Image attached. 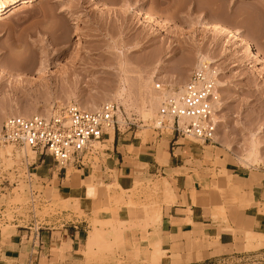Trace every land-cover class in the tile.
I'll use <instances>...</instances> for the list:
<instances>
[{
  "label": "rangeland",
  "instance_id": "obj_1",
  "mask_svg": "<svg viewBox=\"0 0 264 264\" xmlns=\"http://www.w3.org/2000/svg\"><path fill=\"white\" fill-rule=\"evenodd\" d=\"M8 1L14 0H0V5ZM140 5L161 21L163 29L144 22L136 12L125 15L120 8L137 10ZM216 22L245 32L264 55V0H36L1 18L0 69L7 75L0 76V128L12 111L32 116L34 111L51 108L52 114L70 104L96 110L113 103L119 108L120 131L115 132L122 142L138 146L130 147L135 157L130 177L108 167V140L88 153L86 167L79 169L90 171L98 185V198L84 201L89 210L79 199L56 195L51 178L60 167L51 157L0 146L3 233L10 235L16 227H26L27 239L33 241L45 228L70 230L73 223L85 219L88 223L83 225L89 227L83 236L85 260L81 264H162L151 259L149 231L158 225L145 220L146 211L154 205L175 204L152 187L167 179L176 192V182L171 174L150 175L145 152L150 144H161V149L173 139L193 149V160L182 170L194 169L203 186L194 195V204L206 193L214 197L207 212L215 222L229 226L246 212L254 213V208L264 215V204L250 199L247 181L234 177L264 179V68L240 43L206 26ZM199 54L216 61L211 63L221 71L217 145L194 137L178 138L169 127H158L164 93L156 90V84L178 90L198 64ZM123 85L127 90L119 98ZM149 110L152 115L145 117ZM253 135H258L261 154L256 162L247 160ZM40 166L44 168L38 171ZM68 169L72 175L78 168L71 165ZM90 177L78 185L83 191ZM136 230L143 233L140 239ZM97 231L101 236L91 244ZM247 231L232 229L234 245L225 251L217 249L216 254L230 253L200 264H264V245L252 250L245 247ZM131 232H135L132 243L126 236ZM147 243L149 247L143 249ZM201 244L206 251L220 246L209 238ZM65 248L64 244L61 249Z\"/></svg>",
  "mask_w": 264,
  "mask_h": 264
},
{
  "label": "crops",
  "instance_id": "obj_2",
  "mask_svg": "<svg viewBox=\"0 0 264 264\" xmlns=\"http://www.w3.org/2000/svg\"><path fill=\"white\" fill-rule=\"evenodd\" d=\"M243 33L245 34V32ZM246 36L252 41L248 35ZM173 140L165 142L161 149V144H150L147 146L148 151L145 152L148 157L150 175L171 174L176 182L177 199L175 204L163 206L160 237L162 248L167 252V256L163 259L162 264H200L227 255L230 252L220 253L221 255L216 253L217 249L225 251L226 248L229 249L234 245L235 236L232 234V229L264 232V215H260L255 208L254 213L246 212L235 221L236 223H230L227 226L215 222L212 215L207 212L212 209L214 201L212 194L202 195L199 204H194V195L202 192L203 186L195 177L194 169L190 168L187 172L182 170L184 167H188V161L193 160L194 152L188 146L181 145L179 140ZM130 147L136 149L138 146L122 142L117 132H115L114 142L109 143L106 154L108 167L112 171L120 172L121 176L130 177L135 167V157L131 156ZM42 168L44 167H37V170ZM102 168L106 169V165L104 164ZM88 177H90V171L86 169L78 168L72 175H69L68 167L66 169L59 168L56 175L51 178V182L54 183V191L57 196L79 199L82 205H85V208L89 210V203L86 204L84 201L93 202V200L88 199L86 191L78 186L82 185ZM234 177L241 181H247L250 199L252 197L254 202L264 204V179L256 176V180L252 181L251 176L246 177L241 174ZM87 221L84 219L81 222L78 221L79 224L73 223L70 230H56V227L45 228L39 236L35 235L33 241H28L30 233L26 227H16L15 232L8 236L4 235L0 228V264H55L61 260L66 264H81V261L85 260L81 252L84 246L83 236H86L89 227H85L83 224L88 223ZM135 232L136 237L140 239L142 231L136 230ZM135 232L126 234L131 243L135 238ZM149 233L152 234V231ZM206 238L218 242V245L223 248L216 246V248H210L207 251L203 250L201 243ZM64 244L66 248L62 250ZM148 247L147 243L143 249ZM56 249L59 250L57 255L54 254Z\"/></svg>",
  "mask_w": 264,
  "mask_h": 264
},
{
  "label": "built area",
  "instance_id": "obj_3",
  "mask_svg": "<svg viewBox=\"0 0 264 264\" xmlns=\"http://www.w3.org/2000/svg\"><path fill=\"white\" fill-rule=\"evenodd\" d=\"M220 78L216 63L196 65L179 95L163 97L158 109L160 126L167 127L166 121L173 120L172 131L178 138L192 136L217 145L222 103ZM156 90L163 93L164 85L157 83ZM118 110L113 103L96 110L70 104L45 117L9 116L0 128V146L49 156L61 169L71 165L85 168L88 153L110 137L107 130L113 127L120 131L116 122Z\"/></svg>",
  "mask_w": 264,
  "mask_h": 264
},
{
  "label": "bare ground",
  "instance_id": "obj_4",
  "mask_svg": "<svg viewBox=\"0 0 264 264\" xmlns=\"http://www.w3.org/2000/svg\"><path fill=\"white\" fill-rule=\"evenodd\" d=\"M31 1H36V0H14V1H10V2L8 1V2H5V3L1 4L0 5V19L4 18L7 15H9L13 10H19V9L23 8L24 6H26V4H29ZM141 5H144V4H141ZM141 5L137 6V8H140V9H137V10H133L132 8H127V7L125 8V7H121V6H120V8L124 11L125 15L126 14L132 15L133 12H136L137 16H139V18L143 19L144 22H153V23L156 24V25L155 24L154 25L157 26L158 29H163V25H162L161 21L157 17L149 15L150 12H148L146 9H144V7H142ZM114 8H118V7L114 6ZM158 8L160 9L161 7H158ZM175 9L177 10V7ZM188 11H190V9ZM190 13L193 14V10L190 11ZM161 14H163V13L161 12ZM211 24L208 23L206 26L209 27V28L211 27L212 29L217 31V33H219L222 37H226L230 42H231V40H233V41L235 40L236 42L240 43L242 45V48H243L244 52L247 53V55L249 54L251 59L254 62L259 63L264 68V55H262V53L255 48V46L252 43V41L242 31L237 30V29H233V28H231L229 26H226L225 24H223L221 22H216V23H213L212 25ZM206 62H210L211 63V62H216V61H213L212 58L208 57L207 55L199 54L198 55V64L206 63ZM5 75H7L5 70L0 69L1 78H2V76H5ZM220 83L221 82H219V84ZM182 88H183V86H179L178 90H175V89H170L169 90V87L167 85H165L164 86V91H163L164 96H177L182 91ZM126 90H127L126 86L123 85L122 89H120L118 91L117 96H119V98H123V96L126 93ZM87 109L89 110V108H87ZM51 110H52L51 108H49V109L47 108L46 111H43V110L34 111L35 114L32 115V116H27V114L26 113L24 114L22 111L21 112L12 111L11 115L12 116H21V117H26V118L34 117V116L45 117V116H50L51 115ZM151 115L152 114H151L150 110H149V112L148 111L144 112V116L145 117H148V116L150 117ZM169 121H171L170 123L172 124L173 120L166 121L167 127L172 129L174 122H173V124L171 126L170 124L168 125V123H167ZM223 124L225 125V127L228 126L225 122ZM158 127H161L159 121H158ZM108 130H109L108 134L110 135V137L108 138V142L113 143L114 142V138H115V129L112 127V128H110ZM257 136L253 135V139H251V143H250V145H251L250 146V150L247 149V150H249L248 151V155H247V160H249V161L254 159L255 160L254 162H256V161H258V155L261 156V154H259L260 153L259 144H258V142H259L258 140L259 139H257ZM188 137H192V136H188ZM97 144H102V143L100 142V143H97ZM231 145H232V143H231ZM92 178L90 177L88 182L86 183V196H87L88 199H92V198L93 199H97L98 198V187H97L98 185L97 184L95 185V182H94V180ZM171 185L172 184H170V182L167 179H164V181H162L161 185L155 184L153 187L152 186L151 187H152V191L154 190V191L163 192L169 198V201L167 200L168 202H170V200L172 202H176L177 196H176L175 191H174V189L172 188ZM118 186L120 187V185H118ZM235 188H237V185L233 186V189H235ZM254 204H256V202H254ZM162 207L163 206H161V205H156V206L154 205V206L148 208L147 211H146V218H145V220L147 222H149V224L152 223V224H157L158 225V227L156 229H154L155 231L152 232V234L149 235L150 236V245L153 247V250L151 251V255H152L151 259L154 260L155 263L156 262H158V263L163 262V259L167 256L166 255L167 252L162 248L163 244H161L162 240H161V237H160V233H162L161 232V225H162V219H163ZM220 207L221 206H219V208ZM4 231H6V230H4ZM100 231L95 232L91 236L92 237V238H90L91 239V244H92V242L94 243L100 238L101 232H102V231L101 232ZM4 233H5V235L8 236V234H6V232H4ZM89 242H90V240H89ZM245 244H246L245 247H247V249H249V250H252V249L258 248V247H262L264 245V233L256 232V231L255 232L247 231L245 233Z\"/></svg>",
  "mask_w": 264,
  "mask_h": 264
}]
</instances>
